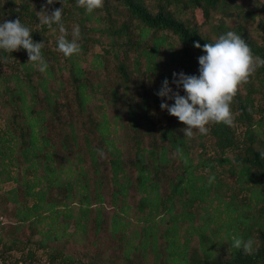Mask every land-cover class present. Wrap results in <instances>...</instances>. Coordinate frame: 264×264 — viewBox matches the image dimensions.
<instances>
[{
	"label": "trees",
	"instance_id": "trees-1",
	"mask_svg": "<svg viewBox=\"0 0 264 264\" xmlns=\"http://www.w3.org/2000/svg\"><path fill=\"white\" fill-rule=\"evenodd\" d=\"M55 8H63L67 38L81 47L71 57L58 49L52 34L59 26L41 24L37 14ZM17 18L35 42L44 43L49 67L44 73L35 69L24 49L0 50V70L9 68L0 75V99L10 112L0 127V183H22L10 191V211L2 209L14 220L7 244L8 223L0 225L3 263L35 264L30 249L28 261L6 258L20 243L24 226L29 236H39L34 246L45 253V264H98L105 259L101 253L88 262L64 253L74 220L84 239L89 223L95 236L104 230L122 248L121 264H135L148 254L153 264H264V65L256 61L255 71L239 86L231 103L234 123L211 124L207 134L184 136L186 125L161 109L163 98L156 95L165 78L177 90L171 84L174 72L199 74L203 52L195 41L203 45L235 31L255 57L264 58V37L257 42L249 32L257 18L264 33V0L247 6L235 0H104L92 13L77 0H0V22ZM96 47L102 52L95 54ZM90 57L93 62L82 67ZM98 95L105 106L92 107ZM116 126L125 132L126 157L112 137ZM71 166L74 176H68ZM21 168L22 178L15 175ZM219 171L235 180L236 191L229 196L221 193L225 184ZM136 196L135 222L142 227L131 231L129 198ZM106 203L113 211L108 224ZM224 215L226 222L219 224ZM197 218L201 224L195 225ZM42 225L46 230L38 229ZM233 235L252 238L256 250L231 248ZM194 236L198 247L191 248Z\"/></svg>",
	"mask_w": 264,
	"mask_h": 264
},
{
	"label": "clouds",
	"instance_id": "clouds-1",
	"mask_svg": "<svg viewBox=\"0 0 264 264\" xmlns=\"http://www.w3.org/2000/svg\"><path fill=\"white\" fill-rule=\"evenodd\" d=\"M53 2L54 0H47L48 4ZM77 2L87 13L104 6V0ZM37 14L41 24L52 28L55 23L61 33L67 31L62 18L63 8H55L50 14L46 10H41ZM31 33V29L25 26L20 18L3 20L0 22V50L10 53L20 49L26 50L28 62H32L33 67L44 73L49 67L42 52L44 43L35 42ZM73 34L74 37L79 36V26L74 28ZM57 46L66 57L81 51L77 40L68 39L66 35L59 37ZM193 46L203 52L198 57L199 74L174 72L171 84H174L177 90L174 91L168 78H165L156 93L158 97L163 98L161 109L167 110L171 116L186 125L182 131L184 136L189 138L196 132L207 134L210 130L209 125L214 123L231 126L234 123L231 103L239 86L247 82L255 71L256 61L264 65V58L255 57L247 41L235 31L219 35L215 42L201 45L199 41H195ZM181 88L183 95L179 91ZM170 100L174 103L169 104ZM177 153L183 155L180 149H177ZM214 179V176L209 177V182ZM254 245L255 241L252 238L245 240L239 235L230 237V247L233 249H243L251 254L256 250Z\"/></svg>",
	"mask_w": 264,
	"mask_h": 264
},
{
	"label": "rangeland",
	"instance_id": "rangeland-1",
	"mask_svg": "<svg viewBox=\"0 0 264 264\" xmlns=\"http://www.w3.org/2000/svg\"><path fill=\"white\" fill-rule=\"evenodd\" d=\"M16 2H19V0H15ZM236 3L242 4L244 6L249 5L250 0H235ZM32 3V1H31ZM40 3V2H38ZM38 8V7H36ZM237 21H239V18L236 16L235 18ZM257 21L258 19H253L251 24L249 25V32L251 37L256 40L257 42L262 41L263 37H264V33L259 30L257 28ZM52 34L54 36L55 39H59V37L61 35H68L66 33H61V32H56V31H52ZM102 50L99 47H96L94 50L95 54L101 53ZM87 63H81L82 67H86L88 68L89 65L93 62V59L90 57L87 59ZM35 68V67H34ZM38 70V68H35ZM9 73V68L6 67H2V69L0 70V75L1 74H6ZM63 77L66 78L67 74L66 73H62ZM53 85V84H52ZM1 85H0V93H1ZM101 95L96 96V98H94L91 102V106H99V105H103L105 106L104 102L101 100ZM105 112H107L108 116L111 118L112 116V111L111 109L108 107V109H104ZM10 115V112L3 107L1 99H0V127L3 128L4 124H5V119ZM112 119V118H111ZM112 121V120H111ZM111 129H113V124L111 123ZM112 137L114 139H116V145L119 147L120 150L123 151L124 153V157L127 156L128 150L126 148V146L123 145V143L125 142V132L119 127L116 126L115 130L112 133ZM70 161L71 163H74V157H70ZM71 173L68 174V176H74L75 175V169L73 166H71ZM220 178L221 181L223 182V184H225L224 188L221 189V193L229 196L233 191H236V186L234 188V178H232L231 176H229L228 174L222 173L220 172ZM24 174V171L21 169H17L15 171V175H18L22 178ZM22 183H7V184H2L0 183V203L3 201L4 198H8V202H3L0 204V218H2L4 220V223H8L6 230L4 231L3 235V243L7 244V236L6 234L8 233V231L10 230V225L11 223H14V220L11 221L9 220L8 215L3 214L2 213V209L8 210L10 211L12 205H10L9 199L10 201L13 200V196L10 194V191L16 188H21ZM228 188V189H227ZM22 194V192L20 193V195ZM240 198H243L245 196V193L243 194H238ZM108 201V197L106 198ZM139 199V196H136L135 198L130 197L129 198V204L132 206V210H130V216L129 219L131 221V223L133 224L131 227V231H135V229L137 231L141 230V225L136 224V209H135V205L137 203ZM72 209V213H73V217L78 215V205L77 203H74L71 206ZM179 210L177 209L178 212ZM212 211L209 210V213H211ZM113 211L111 210V208L109 207V205L106 203L103 205V214L105 215L107 224L109 223V218L110 215H112ZM200 215H204V213L199 211ZM93 217V216H92ZM220 220V221H219ZM218 220L219 224H221V222H226V217L221 216L220 219ZM48 221H46L47 223ZM201 224V221L199 218L196 219L195 221V225ZM218 224V225H219ZM14 225V224H13ZM108 226V225H107ZM39 230H46L45 229V225L39 226L38 228ZM87 238H83L78 232H75V223L74 220H71V228L69 230L70 233H72V236L68 239V243L66 244V246L64 247V253L67 255H71L73 258L75 259H81L84 262H88L91 260L92 257L97 256L98 254H103L105 259H108L106 257L111 258L116 264H121L122 259V248L119 246H116L113 242H111L110 238L108 237V234L103 230V232L101 234H99L98 236H95L93 233V226L89 223L88 224V228H87ZM20 234L17 235V240L20 242L15 248L14 250L10 253V254H6V258L9 260V262L12 261H16V260H21V261H28L27 260V252L28 251H32L35 255V259L34 262L35 264H45L46 263V255L44 252H42L41 250H39L36 246V242L39 241V236L36 235L34 237L29 236L30 235V230H28L27 227L22 226L21 231L19 232ZM181 237H180V241L183 242L184 241V233L181 232L180 233ZM225 233L224 230L223 232H221L220 237H224ZM99 239L98 242H95V239ZM95 242V244H94ZM132 244H137L136 241H132ZM36 245V246H34ZM51 246L53 244H50ZM58 245V244H56ZM191 248H196L198 247V240L196 238V236H194L192 238V242L190 244ZM30 249V250H29ZM88 253V255L86 254ZM84 255H87L86 257H84ZM105 259H102V261H96L98 264H100V262H104V264H110L107 261H104ZM163 259V258H162ZM7 260V261H8ZM27 263V262H26ZM9 264V263H8ZM135 264H153V259L152 256L150 254L147 255L145 260H141L140 258L137 260V262Z\"/></svg>",
	"mask_w": 264,
	"mask_h": 264
},
{
	"label": "built area",
	"instance_id": "built-area-1",
	"mask_svg": "<svg viewBox=\"0 0 264 264\" xmlns=\"http://www.w3.org/2000/svg\"><path fill=\"white\" fill-rule=\"evenodd\" d=\"M1 224H5V223H4V220H3L2 218H0V225H1ZM0 264H7V263H3V262L1 261V258H0Z\"/></svg>",
	"mask_w": 264,
	"mask_h": 264
}]
</instances>
